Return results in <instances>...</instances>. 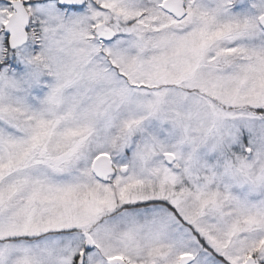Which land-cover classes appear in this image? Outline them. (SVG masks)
<instances>
[{
  "label": "snow or ice",
  "instance_id": "1",
  "mask_svg": "<svg viewBox=\"0 0 264 264\" xmlns=\"http://www.w3.org/2000/svg\"><path fill=\"white\" fill-rule=\"evenodd\" d=\"M0 264H264V0H0Z\"/></svg>",
  "mask_w": 264,
  "mask_h": 264
}]
</instances>
